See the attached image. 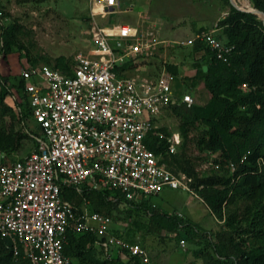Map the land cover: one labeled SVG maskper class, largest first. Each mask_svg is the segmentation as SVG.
I'll return each mask as SVG.
<instances>
[{"label": "built area", "instance_id": "2783aa9c", "mask_svg": "<svg viewBox=\"0 0 264 264\" xmlns=\"http://www.w3.org/2000/svg\"><path fill=\"white\" fill-rule=\"evenodd\" d=\"M91 16L114 11L116 0H89ZM97 56L77 53L70 72L45 63L21 66L23 92L39 135L36 147L20 160L9 161L0 150V235L10 242L12 256L29 264H78L64 253L69 229L94 233L105 251L126 248L140 264H154L145 247L111 231L108 214L78 208L61 190L83 186L120 192L126 199L156 195L165 186L183 187V172H174L163 154L176 149L166 137L163 152L148 146L149 135L162 136L156 119L171 104L190 105V93H176L174 76L165 67L153 73H127L131 60L151 55L162 39L156 34H109L93 24ZM217 29V28H216ZM216 29L196 34L217 59L227 61L232 45ZM245 85V83H242ZM130 264H136L132 262Z\"/></svg>", "mask_w": 264, "mask_h": 264}, {"label": "trees", "instance_id": "16d2710c", "mask_svg": "<svg viewBox=\"0 0 264 264\" xmlns=\"http://www.w3.org/2000/svg\"><path fill=\"white\" fill-rule=\"evenodd\" d=\"M225 1L229 9L218 19L215 35L224 43L233 46L228 60L217 59L204 41L193 40L196 50L204 48V54L197 61L196 73L203 78V84L209 93V104L197 106L177 102L168 109L179 118V129L183 138L188 135L189 125L197 121L206 125L197 140L198 143L211 153H216L214 161L222 168L228 162H234L236 167L232 177L236 178L231 182V175L226 176L224 171L221 174L214 172L203 176L195 170L187 157L181 158L179 165H174L177 149L168 154L164 153L163 159L174 172L181 171L184 175H191L189 185L194 192L211 213L223 217L221 225L224 228L204 231L209 238L211 252L207 255L196 249L201 261L194 264H264V21L259 18V15H264V0H251L252 9L256 11L240 8L229 0ZM13 45L23 59L22 66L37 63L29 57L23 46L16 43L11 31L0 25V55L6 56ZM131 64L129 60L124 65ZM203 65H206L205 70ZM52 67L70 72L66 62L54 64ZM164 67L173 74L174 90L180 93L181 76L178 66L167 63ZM242 83H245L244 90L240 87ZM23 86L24 80L19 71L7 75L0 73V150L5 152L9 161H15L8 155L19 148L22 138L27 134L26 117H32ZM6 95L13 98L15 106L5 101ZM6 115L8 124L4 120ZM15 123L22 129L15 130ZM158 129L164 134L149 135L147 143L155 152H163L167 144L166 131L163 127ZM36 136L33 133L34 148L37 144ZM61 194L78 208L83 199H86L88 209L108 215L112 214L113 209L123 205L134 209L143 208L146 212L157 215L148 205L151 195L129 200L118 191L111 195L110 191L93 190L85 186L80 193L72 186H64ZM240 203L243 205L240 206ZM226 206H231L227 213L224 212ZM157 217L160 221H165L163 226L173 229L191 223L165 212ZM194 227L198 229L196 225ZM114 234L129 243L137 242L134 238L124 236L119 230H115ZM98 240L94 233L69 229L63 251L76 259L78 264H140L138 258L130 255L126 248H113L109 253L98 244ZM97 248L102 252V258L94 254ZM0 264H29L21 255L17 259L13 258L10 242L2 235Z\"/></svg>", "mask_w": 264, "mask_h": 264}, {"label": "rangeland", "instance_id": "374dc122", "mask_svg": "<svg viewBox=\"0 0 264 264\" xmlns=\"http://www.w3.org/2000/svg\"><path fill=\"white\" fill-rule=\"evenodd\" d=\"M138 1L150 8L140 13L134 10L127 13L91 16L89 0H0V25L11 31L16 43L23 46L29 57L35 59L37 63L52 66L66 62L72 66L77 53L88 56H97L100 53L96 49V41L91 32L93 24L111 25L103 27L109 34L129 35L134 33L132 27L126 24L112 25L115 21L129 19L138 26V34L141 33L142 36L156 34L164 41L158 44L151 55L135 60L127 73L154 74L167 63L176 64L181 76L180 91L190 93L193 98L191 104L207 106L210 101L209 93L203 84V78L196 73L197 61L200 55L204 54V48L196 50L195 42L191 39L200 32L218 29L217 21L227 13L228 3L225 0ZM229 2L240 8L252 9L251 0H229ZM99 9H101L100 5L95 4L93 10ZM252 10L256 11L254 8ZM259 18L264 21V15H259ZM10 50L9 53H18L15 45ZM6 64L5 57L0 55V70ZM244 86L242 84L240 87L244 90L246 89ZM5 101L15 106L10 95L5 96ZM4 120L6 124L9 123L7 115ZM25 120L27 134L22 138L19 148L9 153L8 157L12 160L21 159L33 150L35 145L32 140L33 133L40 134L37 131V123L32 117L27 116ZM156 122L159 128H164L166 137L171 138L175 143L178 152L174 165H179V160L187 157L195 170L203 176L214 172L221 174L224 171L226 176L231 175V182L235 180L236 177H232V172L236 164L230 161L222 168L214 161L216 153H211L198 143V138L206 128L204 123L197 121L189 125L188 135L183 138L179 129V118L170 109L162 111ZM14 129L22 128L15 123ZM160 132L161 135L164 134L163 131ZM191 180V175H185V184L189 190L183 187L165 186L158 194L151 195L148 205L157 215L146 212L143 208L134 209L127 205L113 209L112 214L109 215L112 221V233L119 230L124 236L134 238L135 241L143 244L155 264L200 262L196 249L202 250L207 255L211 252L209 238L204 231L224 228L221 225L223 217L210 212L189 185ZM242 205L243 203H240V206ZM229 208L231 206H226L224 212L227 213ZM163 212L191 223L177 229L168 228L163 226L165 221L162 222L157 217ZM94 254L102 258V252L98 248L95 249Z\"/></svg>", "mask_w": 264, "mask_h": 264}, {"label": "crops", "instance_id": "0c3cea01", "mask_svg": "<svg viewBox=\"0 0 264 264\" xmlns=\"http://www.w3.org/2000/svg\"><path fill=\"white\" fill-rule=\"evenodd\" d=\"M116 1H117L116 6L112 7V9H114V11L108 12L106 14L110 15V14L127 13L129 11H134V10H136L137 13H140L143 10H147L148 8H150V6L148 7V5H143L138 0L137 1L136 0H116ZM93 5L94 4L90 3V8L93 7ZM97 12H99V11H97ZM97 14H99V13H97ZM115 24H126V25L138 30V26L133 24L132 22H130L129 19H124L120 22L115 21L112 25H115ZM100 26L104 27V26H111V25H100ZM4 57H5L7 64L2 67V69L0 70V73L2 75L17 73L19 71L20 67L22 66L21 63L23 62V59H21L19 57L17 52L8 53ZM8 57H11L12 59H10ZM200 200H201V198H200Z\"/></svg>", "mask_w": 264, "mask_h": 264}, {"label": "bare ground", "instance_id": "6f19581e", "mask_svg": "<svg viewBox=\"0 0 264 264\" xmlns=\"http://www.w3.org/2000/svg\"><path fill=\"white\" fill-rule=\"evenodd\" d=\"M95 4H99V3H94V5ZM94 5H93V7H94ZM100 5V4H99ZM93 7H92V9H93ZM100 8L102 9V7H101V5H100ZM101 9H99V10H95V12H97V11H101Z\"/></svg>", "mask_w": 264, "mask_h": 264}, {"label": "water", "instance_id": "95a60500", "mask_svg": "<svg viewBox=\"0 0 264 264\" xmlns=\"http://www.w3.org/2000/svg\"><path fill=\"white\" fill-rule=\"evenodd\" d=\"M206 69V65H203V70H205Z\"/></svg>", "mask_w": 264, "mask_h": 264}]
</instances>
